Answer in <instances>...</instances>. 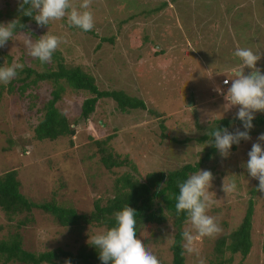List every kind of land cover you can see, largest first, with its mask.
<instances>
[{
  "label": "rangeland",
  "instance_id": "1",
  "mask_svg": "<svg viewBox=\"0 0 264 264\" xmlns=\"http://www.w3.org/2000/svg\"><path fill=\"white\" fill-rule=\"evenodd\" d=\"M22 1L0 0V24L17 21L16 10ZM71 3L84 10L79 8L83 0ZM87 10L94 17L91 31L70 25L67 16L46 26H38L33 18L26 31L14 33L0 48L1 67L15 62L23 64V69L43 72L55 63L31 57L25 41L30 38L35 42L46 34L61 37L55 52L67 67H80L95 78L102 91L121 90L141 99L148 110L160 116L141 109L121 113L112 100L102 99L84 120L80 107L90 97L85 91L48 81L29 84L20 91L22 83L17 76L8 85L0 83V176L15 170L20 193L27 200L40 205L55 202L79 215L90 214L94 201L112 198L114 179L131 171L104 170L93 141L113 135L110 147L121 157H129L137 178L148 172L167 173L185 164L195 166L210 147L200 138L218 120H230V132L244 130L235 122L238 106L228 108L225 100L231 81L223 86L226 79L235 78L233 72L243 68L235 51L247 48L260 54L257 67L264 71V0H91ZM56 87L63 88L57 108L75 130L72 144L69 137L55 141L34 137L44 104ZM257 115L264 117V112ZM261 134L264 126L253 127L251 140L234 144L228 158H222L217 150L196 171L213 173L210 192L215 203L208 214L221 231L198 242L199 257L184 253L185 264H200L201 260L203 264H226L228 260L229 264H264V193L257 190L259 181L245 166L248 152L260 142ZM225 179L236 183L235 192L222 190ZM250 201L249 254L244 259L227 250L217 254V241L239 227ZM174 221L169 215L161 225L144 223L146 236L141 239L160 264L172 260L170 247L178 232ZM186 229L194 231L190 223L180 231ZM103 231L104 227L94 224L62 227L39 209L11 218L0 209V242L18 235L22 248L35 254L61 248L75 255L91 243L90 237Z\"/></svg>",
  "mask_w": 264,
  "mask_h": 264
},
{
  "label": "trees",
  "instance_id": "2",
  "mask_svg": "<svg viewBox=\"0 0 264 264\" xmlns=\"http://www.w3.org/2000/svg\"><path fill=\"white\" fill-rule=\"evenodd\" d=\"M23 2V1H22ZM18 5L16 14L18 19L15 22L14 33L27 30V24L33 21V17L23 14ZM25 8L29 5H25ZM1 17V16H0ZM23 25L24 27H20ZM111 42L110 40H103ZM51 61L55 63L52 68L48 67L43 72H37L25 68L17 73V81L22 83L20 91H24L29 84L36 85L39 82H52L57 86L60 82L65 83L75 91H85L90 97L83 100L80 107V116L88 120L94 113L98 101L102 99L112 100L121 113L130 110H147L151 116L159 118V114L147 109L146 104L136 97L127 95L121 90H105L98 88L95 78L83 71L80 67H67L59 52H54ZM1 67V54H0ZM21 76H24L21 78ZM26 83V81H29ZM63 88L56 87L51 93V99L44 104L43 117L34 129V137L38 141H55L60 137L72 138L75 130L71 128L67 118L57 108V103L62 97ZM227 118L218 120L211 128H227L230 124ZM235 122L242 126V122L236 119ZM254 127L264 126V117L255 116ZM163 127V126H162ZM161 127V129H162ZM210 130V129H209ZM113 135L104 140H95V154L99 157L102 168L112 171L118 168H129L136 173V167L129 157L116 154L109 143ZM214 139L205 134L200 142H211ZM217 149L210 144L204 158L195 166L185 164L179 169L170 172H148L141 178L135 174L124 172L116 177L113 182L114 195L106 201H94L93 211L88 215H79L74 209L63 208L52 203L33 204L20 193V182L15 170L5 172L0 176V209L9 217L30 213L32 209H39L54 217L62 227H82L83 225H98L104 227L105 231L115 226L114 214L121 211L126 205L137 211L138 222L161 225L170 215L174 218L178 232L174 236L170 247L172 260L170 264H185L182 245L181 228L186 224V212L177 214L175 209L176 197L179 194V182L185 181L189 173H195L203 161L209 160L216 153ZM253 216V203L250 201L244 218L239 227L231 234L220 238L215 246L217 254H223L227 250L231 255L240 254L244 259L251 249V220ZM21 225V224H20ZM228 260L226 264H229ZM102 264L99 258V250L89 244L81 247L74 255L70 251L56 248L47 252L35 254L25 251L22 248L20 236L15 235L9 241L0 242V264ZM111 264V262H109ZM224 264V263H219Z\"/></svg>",
  "mask_w": 264,
  "mask_h": 264
},
{
  "label": "clouds",
  "instance_id": "3",
  "mask_svg": "<svg viewBox=\"0 0 264 264\" xmlns=\"http://www.w3.org/2000/svg\"><path fill=\"white\" fill-rule=\"evenodd\" d=\"M91 0H83L78 10L71 0H23L20 9L24 15L33 17L38 26L49 25L50 21L68 18L69 24L79 27L83 31H91L94 28V17L90 7ZM25 5L29 7L25 8ZM20 27H24L20 25ZM15 22L0 24V48L5 47L12 40ZM62 38L55 35H44L33 42L30 38L25 41L28 54L37 58L41 63L51 61L54 52L59 48ZM243 64L241 70L233 72L234 79H226L225 85L231 81L225 95L228 108L238 106L236 119L242 122L244 130L239 128L230 132L228 128L211 129L206 133L214 139L212 144L222 158L231 155L233 145H239L241 140H251L250 131L253 129L255 113L264 112V71L257 67L261 59L260 54L251 49L238 48L235 53ZM23 64L13 62L11 66L0 67V83L8 85L16 76L17 69L22 70ZM250 71L245 72V69ZM223 94V93H222ZM258 141L252 145L248 152L249 159L246 168L251 177L259 181L257 190L264 193V134L258 137ZM214 179L210 170H199L191 174L185 181L179 182V194L176 197L175 209L177 214L186 212V223H190L192 229L182 232L184 253L195 254L199 257L198 242L204 237L217 235L221 228L215 218L208 214L215 203L210 188ZM236 183H227L226 179L222 190L226 193L236 191ZM115 226L90 237L93 246L99 250V258L102 264H160V260L145 246L141 236L144 233V223L138 222L137 211L126 205L121 211L114 214ZM203 264V261H200Z\"/></svg>",
  "mask_w": 264,
  "mask_h": 264
},
{
  "label": "water",
  "instance_id": "4",
  "mask_svg": "<svg viewBox=\"0 0 264 264\" xmlns=\"http://www.w3.org/2000/svg\"><path fill=\"white\" fill-rule=\"evenodd\" d=\"M192 105V97L190 99V102H189V105L188 106H191Z\"/></svg>",
  "mask_w": 264,
  "mask_h": 264
},
{
  "label": "built area",
  "instance_id": "5",
  "mask_svg": "<svg viewBox=\"0 0 264 264\" xmlns=\"http://www.w3.org/2000/svg\"><path fill=\"white\" fill-rule=\"evenodd\" d=\"M223 86H226V85L224 84V82H223Z\"/></svg>",
  "mask_w": 264,
  "mask_h": 264
}]
</instances>
